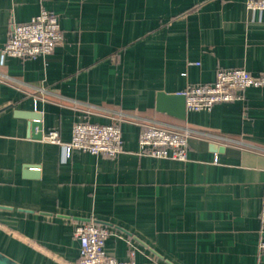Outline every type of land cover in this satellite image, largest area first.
Returning a JSON list of instances; mask_svg holds the SVG:
<instances>
[{"label":"crops","instance_id":"1","mask_svg":"<svg viewBox=\"0 0 264 264\" xmlns=\"http://www.w3.org/2000/svg\"><path fill=\"white\" fill-rule=\"evenodd\" d=\"M246 0H0V50L12 23L54 14L62 41L32 59L0 57V253L19 264H76L75 227L111 229L107 255L135 264H264V86L179 121L156 97L264 77V12ZM19 113H36L38 122ZM119 124L116 157L43 140L74 123ZM141 120L188 128L186 161L139 152ZM211 147H215L213 150ZM133 248V249H132Z\"/></svg>","mask_w":264,"mask_h":264},{"label":"built area","instance_id":"2","mask_svg":"<svg viewBox=\"0 0 264 264\" xmlns=\"http://www.w3.org/2000/svg\"><path fill=\"white\" fill-rule=\"evenodd\" d=\"M246 9L251 12H264V0H246ZM62 41V32L58 18L42 10L26 23H12L7 41L0 50L1 60L7 57L32 59L52 53ZM264 86V77H254L242 69L219 70L214 82L189 86L183 93L186 111H210L218 104L236 100L239 93L250 87ZM126 119L119 115L111 118L109 124H97L88 121L76 122L71 129L70 141L61 142L56 131H49L43 140L60 145L64 156L68 158L73 151L91 155L116 157L122 152V140L119 124ZM138 137L139 152L153 158L186 161L188 140L193 131L188 128L163 124L156 121L141 120ZM258 254H264V210L259 215ZM112 230L93 222L82 223L75 227L74 237L79 242V257L76 264H135L129 258L119 261L106 254L104 245L112 235ZM133 249V248H132Z\"/></svg>","mask_w":264,"mask_h":264},{"label":"water","instance_id":"3","mask_svg":"<svg viewBox=\"0 0 264 264\" xmlns=\"http://www.w3.org/2000/svg\"><path fill=\"white\" fill-rule=\"evenodd\" d=\"M156 111L165 113L179 121L186 120L185 97L181 94H166L159 92L156 97ZM20 116L32 120V125L36 126L38 122L36 113H19ZM213 150L215 147H211ZM0 264H19L4 254L0 253Z\"/></svg>","mask_w":264,"mask_h":264}]
</instances>
